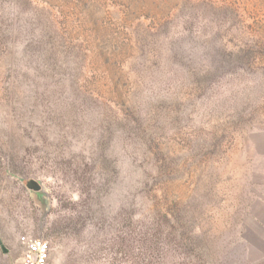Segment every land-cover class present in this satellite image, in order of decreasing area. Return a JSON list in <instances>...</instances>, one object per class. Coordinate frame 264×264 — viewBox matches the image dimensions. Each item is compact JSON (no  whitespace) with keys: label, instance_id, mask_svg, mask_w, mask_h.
Segmentation results:
<instances>
[{"label":"rangeland","instance_id":"374dc122","mask_svg":"<svg viewBox=\"0 0 264 264\" xmlns=\"http://www.w3.org/2000/svg\"><path fill=\"white\" fill-rule=\"evenodd\" d=\"M21 236L264 264V0H0V264Z\"/></svg>","mask_w":264,"mask_h":264},{"label":"built area","instance_id":"2783aa9c","mask_svg":"<svg viewBox=\"0 0 264 264\" xmlns=\"http://www.w3.org/2000/svg\"><path fill=\"white\" fill-rule=\"evenodd\" d=\"M22 248L19 264H49L50 246L41 238L21 236L18 239Z\"/></svg>","mask_w":264,"mask_h":264},{"label":"water","instance_id":"95a60500","mask_svg":"<svg viewBox=\"0 0 264 264\" xmlns=\"http://www.w3.org/2000/svg\"><path fill=\"white\" fill-rule=\"evenodd\" d=\"M34 191H39L40 190V187L38 185H35L34 184V187L32 188Z\"/></svg>","mask_w":264,"mask_h":264}]
</instances>
